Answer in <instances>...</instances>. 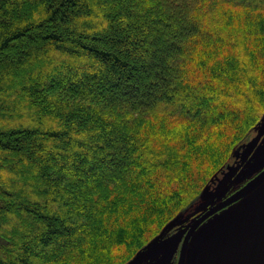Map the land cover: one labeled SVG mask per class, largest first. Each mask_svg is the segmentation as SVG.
Returning <instances> with one entry per match:
<instances>
[{
    "label": "trees",
    "instance_id": "obj_1",
    "mask_svg": "<svg viewBox=\"0 0 264 264\" xmlns=\"http://www.w3.org/2000/svg\"><path fill=\"white\" fill-rule=\"evenodd\" d=\"M263 116L264 0H0V264H128Z\"/></svg>",
    "mask_w": 264,
    "mask_h": 264
},
{
    "label": "rangeland",
    "instance_id": "obj_2",
    "mask_svg": "<svg viewBox=\"0 0 264 264\" xmlns=\"http://www.w3.org/2000/svg\"><path fill=\"white\" fill-rule=\"evenodd\" d=\"M155 69L157 67L149 66L151 73ZM27 123L33 124L30 121ZM44 124L48 126V123ZM238 152L235 159L206 188L195 209L199 215L228 198L264 169V116L250 140ZM240 211L246 213V248L243 252L235 251L227 236L230 222ZM168 236L166 231L159 240ZM200 236V244L194 252L197 264H264V186L207 221L197 233V237ZM165 263V259H158L155 264Z\"/></svg>",
    "mask_w": 264,
    "mask_h": 264
},
{
    "label": "water",
    "instance_id": "obj_3",
    "mask_svg": "<svg viewBox=\"0 0 264 264\" xmlns=\"http://www.w3.org/2000/svg\"><path fill=\"white\" fill-rule=\"evenodd\" d=\"M264 186V170H262L256 177L249 180L243 187L234 192L231 196L225 200L217 203L216 205L209 208L201 216L196 218L193 223L187 228L188 231L185 235L184 242L180 251V257L178 264H186V259L188 258L187 264H197L195 260L194 252L197 250L200 244L201 236L197 237V233L200 228L211 218L217 214L231 208L235 204L245 200L261 187ZM183 232L178 235L157 239L154 243L149 245L146 249L139 252L128 264H142L145 260L151 259L156 255H159V251L166 249L178 243ZM227 236L230 241L232 248L235 251L243 252L246 248V213L245 211H240L238 216L234 218L227 230ZM190 247V248H189ZM201 249V247H199ZM189 251V254H188ZM188 254V257H187Z\"/></svg>",
    "mask_w": 264,
    "mask_h": 264
},
{
    "label": "flooded vegetation",
    "instance_id": "obj_4",
    "mask_svg": "<svg viewBox=\"0 0 264 264\" xmlns=\"http://www.w3.org/2000/svg\"><path fill=\"white\" fill-rule=\"evenodd\" d=\"M187 231H188L187 227H184L183 229L174 231V233L171 235V237L178 235L181 232H183V234L181 236H177L178 238H180L178 243H176L175 245L168 247L164 250L162 249L161 251L158 252L159 255H156L155 257H153L151 259L149 258V259L145 260L142 264H155L156 260H158V259H165L166 260L165 264H178L179 257H180V251H181L182 244L184 242V238H185ZM188 254H189V251H188ZM188 254H187V257H188ZM187 262H188V258L186 259V264H187Z\"/></svg>",
    "mask_w": 264,
    "mask_h": 264
}]
</instances>
